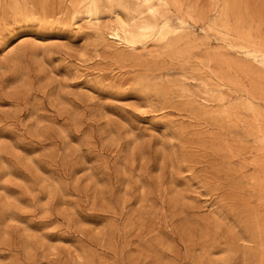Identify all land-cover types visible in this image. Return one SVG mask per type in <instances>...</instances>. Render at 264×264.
I'll return each instance as SVG.
<instances>
[{
  "label": "rangeland",
  "instance_id": "374dc122",
  "mask_svg": "<svg viewBox=\"0 0 264 264\" xmlns=\"http://www.w3.org/2000/svg\"><path fill=\"white\" fill-rule=\"evenodd\" d=\"M0 264H264V0H0Z\"/></svg>",
  "mask_w": 264,
  "mask_h": 264
},
{
  "label": "bare ground",
  "instance_id": "6f19581e",
  "mask_svg": "<svg viewBox=\"0 0 264 264\" xmlns=\"http://www.w3.org/2000/svg\"><path fill=\"white\" fill-rule=\"evenodd\" d=\"M155 2V1H154ZM165 6V5H164ZM153 10V9H152Z\"/></svg>",
  "mask_w": 264,
  "mask_h": 264
}]
</instances>
